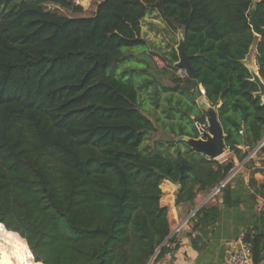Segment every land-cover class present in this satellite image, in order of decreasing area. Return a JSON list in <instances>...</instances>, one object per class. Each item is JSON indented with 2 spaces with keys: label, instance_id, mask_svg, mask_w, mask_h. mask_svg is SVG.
Returning a JSON list of instances; mask_svg holds the SVG:
<instances>
[{
  "label": "trees",
  "instance_id": "obj_1",
  "mask_svg": "<svg viewBox=\"0 0 264 264\" xmlns=\"http://www.w3.org/2000/svg\"><path fill=\"white\" fill-rule=\"evenodd\" d=\"M49 4L83 11L72 0H0V229L18 233L41 264H149L172 252L161 183L179 184V200L192 201L222 179L226 163L182 140L198 135L193 117L205 123L194 95L200 85L217 106L228 161L243 162L252 196L263 200L242 237L260 263L264 142L247 156L264 138V98L245 59L254 45L264 82V34L256 36L249 21L254 5L264 27V0H100L88 16ZM149 9L182 33L194 79L176 74L174 48L156 65L141 34ZM133 47L147 51H123ZM134 59L142 67L130 72L147 77L116 74ZM176 90L185 99L174 98ZM173 106L186 107L176 117ZM165 141L182 148L164 154ZM229 182L220 193L234 205ZM219 213L217 205L201 206L192 230L206 234Z\"/></svg>",
  "mask_w": 264,
  "mask_h": 264
},
{
  "label": "crops",
  "instance_id": "obj_2",
  "mask_svg": "<svg viewBox=\"0 0 264 264\" xmlns=\"http://www.w3.org/2000/svg\"><path fill=\"white\" fill-rule=\"evenodd\" d=\"M143 24L147 25V21H144V19L141 25V34L144 27ZM148 25L154 27L151 22H149ZM166 28L168 27L166 26ZM164 30L165 27H163V31ZM166 30L168 31L167 35L172 45L176 42L173 45L176 47L180 31H172L169 28ZM174 32L176 38L173 36ZM165 43H167V41ZM170 50L169 48V51ZM253 66L256 68L255 55ZM196 100L195 98V101ZM229 156L230 153L226 151L224 155L216 160L227 162ZM232 161L233 167H238L237 170L234 168L231 169L233 174L229 182L230 198L237 201V204L234 205H227L224 203L222 193L209 197L211 189L206 192L197 193L192 201H181L177 194L179 191L178 184L169 180H164L161 183L160 188L162 194L160 203L167 208L170 235L175 239V247L172 252L167 253V255L159 260L151 262V264H224L227 256L239 247L244 231L248 227L254 225L256 213L262 206L263 200L258 196H252V190L248 185L250 178L249 170H247L243 166V163L239 162L235 157H233ZM254 178L258 182H261L263 175L255 173ZM176 199H178V202H176ZM207 204H214L219 207V217L216 222L207 229L206 234L197 235L195 231L192 230L191 219L200 205L203 206ZM0 231L9 230L0 229ZM12 233L18 236L17 233ZM22 240L27 253L26 242L24 239ZM1 257L3 259V264H6L4 257L2 255ZM258 264H264V259Z\"/></svg>",
  "mask_w": 264,
  "mask_h": 264
},
{
  "label": "water",
  "instance_id": "obj_3",
  "mask_svg": "<svg viewBox=\"0 0 264 264\" xmlns=\"http://www.w3.org/2000/svg\"><path fill=\"white\" fill-rule=\"evenodd\" d=\"M258 1L259 0H253L254 3ZM249 21L252 26V31L256 36H261L262 34H264V27L260 26L257 22L254 5L251 6L249 10ZM176 51H177L178 60L174 63V65L177 68L184 69L187 72L188 77L194 79L196 76L195 71L190 63L189 56L186 55L184 52L183 37L181 32L179 33L178 36ZM247 68L251 74L252 80L255 83H257L259 87V91L257 92V95L264 97V82L260 78L257 68H255L252 65H247ZM200 87L199 86L195 87L194 95L197 99L196 102L199 109L204 113L206 125L204 127H200L199 130H197L198 131L197 137H182V140H184L192 150L200 153L203 156L208 157L209 159L216 160L222 155H224V153H226V148L224 145L225 135L221 127V124L217 118V110H216L217 106L208 103V101L204 96V89ZM193 120L194 122H197L200 125L196 117H193ZM241 133H242L243 145L245 147H248L244 131H242ZM263 142H264V138L262 139V141L258 143L257 147L260 146ZM232 168L237 170L238 167H233V162L231 161H227L224 164L222 169V179L229 177L232 174L231 172ZM176 202H178V199H176ZM18 236L20 237L19 234ZM38 263L41 264L40 262Z\"/></svg>",
  "mask_w": 264,
  "mask_h": 264
},
{
  "label": "rangeland",
  "instance_id": "obj_4",
  "mask_svg": "<svg viewBox=\"0 0 264 264\" xmlns=\"http://www.w3.org/2000/svg\"><path fill=\"white\" fill-rule=\"evenodd\" d=\"M72 1H73V3L81 5L83 7V11L81 13H77V12H74L70 9H65V8H62V7H60L58 5H54V4L47 5V8L51 11H55V12H58L60 14L66 15V16H79V15L88 16V15H91L93 13L96 4L100 0H72ZM149 10H151V9H149ZM157 15H158V12L155 9L149 11V14L146 15V17L144 18V21H147V25L143 24L144 27L142 29V36H144V38L148 41L150 51H153L156 56L160 57V59H163L164 57H168L170 55L169 54L170 53L169 48L170 49L174 48L176 51V47L173 46L176 42H174V44L172 45V42L169 39V36L167 35L168 31L166 29H168V28H166V24ZM149 22L153 23L154 27H150V25H148ZM163 27H165L166 32H165V30L163 31ZM173 36L176 38L175 32L173 33ZM163 39H164V42H163ZM166 41H167V43H165ZM169 44H171V45H169ZM145 50L147 51V49L141 50V47H133V48H124L123 49V51L125 53L132 52V53H135L137 55H141V52H143ZM176 54H177V51H176ZM254 55H255V47L253 45L250 49L249 54L247 55V57L245 59V63L247 65L253 66ZM126 67H128L127 73H122L123 68H118L116 74H122V76L125 77L126 79L133 78L134 80H137V78L143 79V78L148 76V74H145V73L142 74V76H141V74L138 75L134 71H132L134 73V75L130 72L131 69H135L137 67H142V62H140V61L137 62L136 59L128 62V64H126ZM163 81H165V79H163ZM172 94H173L174 98L185 99L184 94H182L179 90L172 91ZM173 107L176 108L175 109L176 117H179L180 110L181 109L183 110L186 106L185 107L173 106ZM160 113L163 114L161 109H160ZM160 134H161V136H164V138H166V141H167V139L171 138L168 135H165L166 131H163V132L161 131ZM150 136L152 138H158V133H154ZM152 138L147 139L148 141H146V143L147 142L149 143ZM166 141L163 142V144L158 147L161 150V152L164 154H166V153L172 154L173 152H176V150L182 148L181 145H179L178 143L174 144L173 146H169ZM150 146H152V145H150Z\"/></svg>",
  "mask_w": 264,
  "mask_h": 264
},
{
  "label": "built area",
  "instance_id": "obj_5",
  "mask_svg": "<svg viewBox=\"0 0 264 264\" xmlns=\"http://www.w3.org/2000/svg\"><path fill=\"white\" fill-rule=\"evenodd\" d=\"M153 60L155 61L156 65L159 67L164 64V61L156 55L153 56ZM176 74L181 78L188 76L187 72L182 68H178ZM194 125H195L196 129L199 130V128L204 127L206 125V123H204V124L200 123V125H199L197 122H194ZM258 147L254 148V150H251L249 152L247 158L253 157ZM232 174L229 177L221 179L211 189L209 197H211L212 195L220 193L221 189L223 187H225L227 185V183L230 181ZM200 206L198 208H200ZM166 246L173 249L175 247V242H168V243H166ZM149 264H151V262ZM224 264H253L251 261V244L249 242L241 240L239 247H237L234 251H232L227 256V258L224 261Z\"/></svg>",
  "mask_w": 264,
  "mask_h": 264
},
{
  "label": "bare ground",
  "instance_id": "obj_6",
  "mask_svg": "<svg viewBox=\"0 0 264 264\" xmlns=\"http://www.w3.org/2000/svg\"><path fill=\"white\" fill-rule=\"evenodd\" d=\"M27 250L28 254L25 251L23 240L16 234L9 231H0V252L6 264H38L32 261L28 246ZM1 255V264H3Z\"/></svg>",
  "mask_w": 264,
  "mask_h": 264
}]
</instances>
